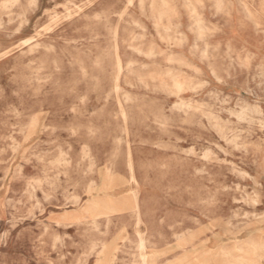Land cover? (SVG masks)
<instances>
[{
  "label": "rangeland",
  "instance_id": "1",
  "mask_svg": "<svg viewBox=\"0 0 264 264\" xmlns=\"http://www.w3.org/2000/svg\"><path fill=\"white\" fill-rule=\"evenodd\" d=\"M252 243L264 0H0V264H246Z\"/></svg>",
  "mask_w": 264,
  "mask_h": 264
},
{
  "label": "bare ground",
  "instance_id": "2",
  "mask_svg": "<svg viewBox=\"0 0 264 264\" xmlns=\"http://www.w3.org/2000/svg\"><path fill=\"white\" fill-rule=\"evenodd\" d=\"M117 62H118V66H120V58L119 57L117 58ZM184 242H186L185 239H182L181 242H180V245L183 244ZM143 245H144V243L141 240V246H143ZM263 247L264 246L261 243L260 244H253V243L250 244L248 249L245 251V253L247 255L246 258H245V261L244 262L242 261V262L246 263V264H254L255 261L252 258L253 252L255 253L256 252L255 250H258L259 248H263ZM238 248H240V247H238ZM142 261H143V264H152L151 262L150 263L147 262V259H146L145 255H142ZM233 264H236V263L234 262Z\"/></svg>",
  "mask_w": 264,
  "mask_h": 264
}]
</instances>
